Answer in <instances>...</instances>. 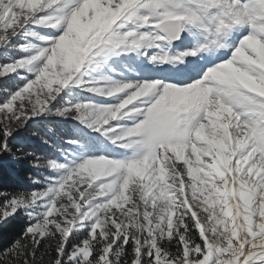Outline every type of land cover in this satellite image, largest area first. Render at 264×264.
Instances as JSON below:
<instances>
[{"label":"snow or ice","instance_id":"snow-or-ice-1","mask_svg":"<svg viewBox=\"0 0 264 264\" xmlns=\"http://www.w3.org/2000/svg\"><path fill=\"white\" fill-rule=\"evenodd\" d=\"M0 264H264V0H0Z\"/></svg>","mask_w":264,"mask_h":264},{"label":"trees","instance_id":"trees-1","mask_svg":"<svg viewBox=\"0 0 264 264\" xmlns=\"http://www.w3.org/2000/svg\"><path fill=\"white\" fill-rule=\"evenodd\" d=\"M4 183L6 184H13L14 183V179L12 177H9V176H5L4 177Z\"/></svg>","mask_w":264,"mask_h":264}]
</instances>
